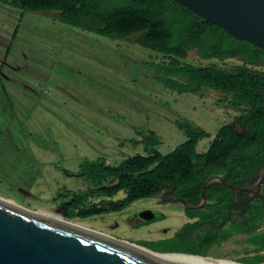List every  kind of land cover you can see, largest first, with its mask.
<instances>
[{
    "label": "rangeland",
    "instance_id": "374dc122",
    "mask_svg": "<svg viewBox=\"0 0 264 264\" xmlns=\"http://www.w3.org/2000/svg\"><path fill=\"white\" fill-rule=\"evenodd\" d=\"M136 37L94 34L59 21L54 11L0 2V200L48 220L87 225V233L129 241H153L183 223L181 206L146 198L117 213L52 216V210L63 216L69 191L85 185L79 177L81 161L102 158L115 164L142 154L141 144L129 140L149 132L159 136L161 153L170 152L186 138L176 123L181 118L210 133L196 146L204 151L219 126L237 114L228 96L217 90L180 91L160 83L146 66L157 52L137 44ZM184 60L226 68L242 63L237 57L201 61L193 50ZM252 66L264 70V65ZM28 87L39 93L33 95ZM123 196L119 192L114 198ZM145 207L163 211V219L133 227L131 213ZM243 242L236 235L222 251L207 254L233 261L243 253L238 251Z\"/></svg>",
    "mask_w": 264,
    "mask_h": 264
},
{
    "label": "trees",
    "instance_id": "16d2710c",
    "mask_svg": "<svg viewBox=\"0 0 264 264\" xmlns=\"http://www.w3.org/2000/svg\"><path fill=\"white\" fill-rule=\"evenodd\" d=\"M0 2L21 10L54 11L59 21L102 36L123 38L136 34L137 44L158 54L146 66L154 70L160 83L171 89L190 92L202 86L209 87L228 96V105L237 111L231 120L219 126L204 151H197L196 146L210 133L181 118L176 123L186 138L170 152L161 153L157 148L159 136L149 132L140 139L129 140L134 146L141 144L142 154L129 155L115 164L102 158L81 161L79 175L85 185L69 191L67 200L62 203L64 217L52 210L55 217L85 219L119 212L137 199L152 196L164 185L181 188L178 194L192 204L197 201L207 171H226L224 180L237 185L264 164V70L252 66L264 65V49L233 37L173 0ZM190 50L201 61L237 57L242 63L228 68L211 62L191 64L184 60ZM119 192L124 196L114 198ZM186 211L192 215L194 209ZM255 211L238 228L250 233L257 221L264 220V201ZM247 240L264 249V232L248 234ZM135 242L158 252L204 255L190 241L182 242L173 237ZM235 260L260 263L264 261V255Z\"/></svg>",
    "mask_w": 264,
    "mask_h": 264
},
{
    "label": "water",
    "instance_id": "95a60500",
    "mask_svg": "<svg viewBox=\"0 0 264 264\" xmlns=\"http://www.w3.org/2000/svg\"><path fill=\"white\" fill-rule=\"evenodd\" d=\"M173 1L205 21L218 25L233 37L264 49V0ZM259 168L264 170V164L255 171ZM215 178L224 185L236 187L223 182L219 176ZM212 180L214 177L210 176L204 181L198 204L191 205L181 200L182 205L186 208L201 207L205 201V189ZM149 218L152 215H144V219ZM138 247L158 255H199L158 252L111 234L109 237L87 236L42 222L0 203V264H183L144 253ZM187 264L206 263L196 261Z\"/></svg>",
    "mask_w": 264,
    "mask_h": 264
},
{
    "label": "flooded vegetation",
    "instance_id": "af4514ba",
    "mask_svg": "<svg viewBox=\"0 0 264 264\" xmlns=\"http://www.w3.org/2000/svg\"><path fill=\"white\" fill-rule=\"evenodd\" d=\"M28 88L34 93L33 95L39 93L38 89ZM225 174L226 171L223 170H209L206 172L207 178L210 176L214 177V180L210 183L218 184L208 185L206 187L204 193L205 201L199 208L184 207L181 200L187 201L177 192L181 188H177L174 185H164L152 196L145 197L146 199L160 201L159 205H179L181 206L182 215L184 216L183 223L178 228L174 229L171 234L157 239L152 238L153 241L171 237L182 242L190 241L192 246H195V248L203 251L204 255L208 256L207 253L225 249L226 242H228L231 237L239 235L243 236L245 242H243L242 248L238 250L243 252L239 255V258L261 255L259 253L264 251V249H259L255 245L249 243L247 236L248 234L264 232V230L261 229L262 220H256L257 226L250 233L242 231L238 226L245 224L246 217L253 216L256 212L255 210H257L264 201V170L261 168L256 171L254 170L250 173L246 181L237 185L231 181L224 180L223 176ZM216 176H219L223 182H227L236 187L222 184L215 178ZM201 190L202 187L197 195V201L191 205L198 204L201 201ZM186 209H194L193 214L189 215ZM155 210L157 209L145 207L133 211L131 216L133 217L132 219L136 221L130 224L133 227H142L161 221L164 217V212H156ZM144 215H152V218L144 219Z\"/></svg>",
    "mask_w": 264,
    "mask_h": 264
},
{
    "label": "bare ground",
    "instance_id": "6f19581e",
    "mask_svg": "<svg viewBox=\"0 0 264 264\" xmlns=\"http://www.w3.org/2000/svg\"><path fill=\"white\" fill-rule=\"evenodd\" d=\"M0 203L3 204V205H6L14 210H17L27 216H30L32 218H35L37 220H40L42 222H45V223H48V224H51V225H54L56 227H60V228H65V229H68V230H71V231H75V232H78V233H81V234H84V235H87V236H97V237H106V234L105 233H100L99 235H96V234H91V233H87L86 232V229L87 230H90L89 226H85V225H82V224H77V223H66V222H62L60 220H55V219H46V218H43V217H40V216H37V215H33L30 214L29 212H26L22 209H19L15 206H12V205H9L7 203H5L4 201L0 200ZM52 216L54 218H58V217H55L53 214ZM91 231H94V232H97L95 231V229H92ZM138 249L144 253H149V254H152V255H157L163 259H166V260H170V261H174V262H177V263H183V264H187V263H190V262H202V263H206V264H241V263H236L235 260L233 261H229V260H223V261H216V260H213L211 258H209V256H202V255H189V254H162V255H158V254H154V253H150L149 251H147L146 249L144 248H140L138 247ZM220 259V258H219ZM223 259V258H222ZM260 264H264L263 263H260Z\"/></svg>",
    "mask_w": 264,
    "mask_h": 264
},
{
    "label": "crops",
    "instance_id": "0c3cea01",
    "mask_svg": "<svg viewBox=\"0 0 264 264\" xmlns=\"http://www.w3.org/2000/svg\"><path fill=\"white\" fill-rule=\"evenodd\" d=\"M209 142H210V141H209ZM208 144H209V143H208ZM207 146H208V145H207ZM207 146H206V147H207Z\"/></svg>",
    "mask_w": 264,
    "mask_h": 264
}]
</instances>
